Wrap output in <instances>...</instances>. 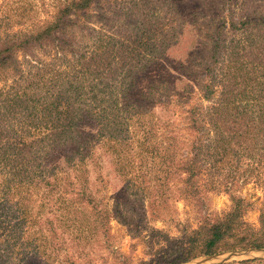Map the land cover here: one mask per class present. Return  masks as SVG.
Wrapping results in <instances>:
<instances>
[{"label":"trees","instance_id":"1","mask_svg":"<svg viewBox=\"0 0 264 264\" xmlns=\"http://www.w3.org/2000/svg\"><path fill=\"white\" fill-rule=\"evenodd\" d=\"M235 1L58 0L51 19L0 36V82L13 80L0 88V264H131L112 220L155 237L136 264L264 247V197L254 226L234 189L264 190V3L242 0L232 19ZM45 46L63 67L26 72L19 54ZM209 193L228 196L219 216L175 239L151 226Z\"/></svg>","mask_w":264,"mask_h":264},{"label":"rangeland","instance_id":"2","mask_svg":"<svg viewBox=\"0 0 264 264\" xmlns=\"http://www.w3.org/2000/svg\"><path fill=\"white\" fill-rule=\"evenodd\" d=\"M58 0H0V36L9 35V32L21 31L26 32L29 28L37 27L43 22L51 19L55 12V5ZM264 0L261 2V5ZM250 2L248 5L250 6ZM233 6L232 19H239L244 10L241 7L245 6V2L242 0H236L231 3ZM226 13H221L225 15ZM115 31H119L118 28H112ZM192 31L196 37L201 40L202 36L206 31V25L203 21L199 20ZM228 31V39H234L240 35L243 30ZM244 36V35H243ZM82 35L76 37L77 40L82 39ZM81 46H84L81 44ZM48 47L34 49L32 55L30 54H19V60L23 61V66H31L26 69V72L34 69L52 70L53 67H63L61 61L57 59L58 56L54 57V50L50 51ZM31 62V63H29ZM29 63V65H28ZM35 70V71H36ZM49 73V72H47ZM13 80H8L5 84L0 82L1 90L7 89L10 85H13ZM0 102V106H1ZM178 125V120L176 121ZM111 185H109L105 191L107 197L111 196ZM238 193L245 199L253 203L252 208L245 215L246 221L258 225L259 208L261 207L262 199L264 197V190L255 182L250 183H238L234 186ZM229 205L228 196L224 193H209L206 198L205 206L202 211H198V206L194 205L191 201H170V208L166 212L160 213L157 220L152 221L151 226L156 229H160L168 235V237L175 239L181 237L189 229L196 227L199 218L203 215H208L210 218L219 216ZM110 233L113 235V247L115 251L122 254L131 264H136L140 259H148L150 253L154 250L148 243L155 241V237L149 241L145 237L146 242L138 243L136 239H131L127 234L124 227L120 225L116 220L110 222ZM153 246V245H152ZM110 250V249H109ZM98 254L102 255L107 259L108 263L114 261L112 254L108 250L101 249ZM202 259V257L196 258V260ZM252 259H257L254 264H264V256H257ZM195 260V259H192ZM247 260L238 258L223 264H238V261ZM185 263V262H183ZM181 264V263H180Z\"/></svg>","mask_w":264,"mask_h":264},{"label":"water","instance_id":"3","mask_svg":"<svg viewBox=\"0 0 264 264\" xmlns=\"http://www.w3.org/2000/svg\"><path fill=\"white\" fill-rule=\"evenodd\" d=\"M257 256H264V247L228 250L215 255L204 256L199 260H190L181 264H223L238 258L252 259Z\"/></svg>","mask_w":264,"mask_h":264}]
</instances>
